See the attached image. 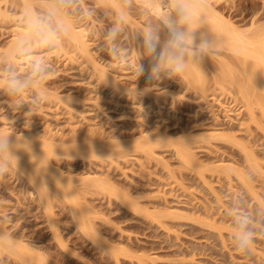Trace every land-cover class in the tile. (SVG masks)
Segmentation results:
<instances>
[{"label": "rangeland", "instance_id": "374dc122", "mask_svg": "<svg viewBox=\"0 0 264 264\" xmlns=\"http://www.w3.org/2000/svg\"><path fill=\"white\" fill-rule=\"evenodd\" d=\"M21 1L0 0V59L24 16L23 4L37 2ZM104 1L77 0L75 27L86 29L88 53L113 73L117 88L98 75L99 66L69 35L42 53L52 65L44 103L27 113V105L18 110L0 95V124L42 154L39 164L18 155V171L13 161L0 180V264H32L27 252L33 264H264V234L241 256L233 250L226 216L244 211L229 208L237 196L249 214L264 209V89L248 82L254 92L246 97L222 78L226 66L241 81L244 56L217 46L199 66L202 86L184 74L149 79L147 60L140 61L145 72L137 78L140 38L132 41L131 35L158 15L149 3L133 0L119 40L125 61L104 50L119 16L115 2ZM208 2L244 36L255 38V29L263 34L264 0ZM135 88L139 94L129 95ZM27 129L41 138H28ZM55 152H64L63 160ZM55 168L69 180L71 190L62 186L70 198L54 185L60 178L52 174ZM69 209L80 213L79 224ZM96 228L107 241L102 247H110L107 255L87 240Z\"/></svg>", "mask_w": 264, "mask_h": 264}, {"label": "clouds", "instance_id": "9594fccd", "mask_svg": "<svg viewBox=\"0 0 264 264\" xmlns=\"http://www.w3.org/2000/svg\"><path fill=\"white\" fill-rule=\"evenodd\" d=\"M158 2L166 11L154 21L150 20L141 31L131 35L132 41L140 38L136 47L139 55L137 78L145 72L141 60L149 62V79L176 78L190 68L199 67L205 58H210L215 53L219 43L205 27L201 0ZM115 4L119 16L106 33L107 43L104 44V50L126 61L127 52L120 56L119 40L124 32V17L133 7V0H115ZM79 12L77 0H37L33 7L25 12L20 21L22 31L18 39L0 59V95L8 98L7 103H11L18 110L27 105L29 113L48 99L45 83L52 71V65L42 53L56 48L70 35L78 22L76 17ZM138 94L136 88L134 92L129 91V95L136 97ZM25 97L28 98L27 103L24 102ZM20 150L31 153V141L23 135L18 141L15 133L0 134V180L9 174L13 161L16 162L18 171L17 152ZM64 155V152L63 155L56 154L61 160ZM44 172L40 176V182L47 187L43 179ZM229 208L244 209L243 212H236L234 216L228 211L226 216L230 221L233 250L241 256H248L258 235L264 234V219H257L264 217V209H257L249 214L240 196L229 202ZM69 213L79 224L80 213L74 209H69ZM257 224L261 227H256ZM2 239L4 237L0 235V240ZM87 240L100 250L101 255L110 252V247H102L107 241L100 235L98 228Z\"/></svg>", "mask_w": 264, "mask_h": 264}, {"label": "bare ground", "instance_id": "6f19581e", "mask_svg": "<svg viewBox=\"0 0 264 264\" xmlns=\"http://www.w3.org/2000/svg\"><path fill=\"white\" fill-rule=\"evenodd\" d=\"M23 1V3L26 1V0H22ZM21 1V2H22ZM104 1V0H103ZM141 1V0H140ZM139 1V2H140ZM143 2H141V3H144V2H146L147 3V6L149 7V9L150 10H152L153 12H155V13H157V15L159 16L163 11H166V9H162L161 7H160V4H159V2H158V0H142ZM30 1H26L25 2V4H23V8L21 9V10H23L24 11V13L23 14H25V12L26 11H28L29 9H31L32 7H31V5H32V2H30ZM105 2V1H104ZM107 2V1H106ZM111 2H115L114 0L112 1L111 0ZM139 2H137V3H139ZM149 3V4H148ZM201 3H202V5H203V15L205 16V27L211 32V34H213L214 36H215V38L218 40V46H222V47H225V48H229V49H231L232 51L234 50V52H238V53H241L244 57L242 58V60H241V72H242V74H243V79H245L244 81H243V79L241 80V81H239V79H237V78H235V77H237L236 75L234 76V74H235V72H234V74H233V72L229 69V67H226V66H223V64H222V66H223V77L222 78H224V77H228L229 79H231V80H229V81H231V82H233V84H235L234 86H236V87H238V89L247 97V95H250V96H252V94H251V91L252 90H250V89H253V87L255 86V87H257V85H258V87H260L261 86V88H259V89H264V76H263V72H264V38H262L263 39V41H261V38H259V37H263L264 35V32H263V34H262V32H261V30L259 29H255V33H252V34H254L253 36L255 37V38H253V39H250V37H248V36H244L243 34H242V31L243 30H237V27H236V29H235V27L232 25L233 23H231V22H229V21H227L228 19H227V17L225 18V20L224 19H222V17L223 16H221L220 17V15H218L215 11H214V9H213V6H212V4H210L211 2H208V0H201ZM115 4V3H114ZM110 5V4H109ZM112 5V4H111ZM141 5V4H140ZM33 6V5H32ZM112 7V6H111ZM136 7V6H135ZM21 8V7H20ZM114 8V7H113ZM142 8V7H141ZM140 8V9H141ZM144 8V7H143ZM142 8V9H143ZM115 9V8H114ZM152 11H150V12H152ZM217 11V10H216ZM117 11H115V13H116ZM117 14V13H116ZM119 14V13H118ZM220 14V13H219ZM127 15V14H126ZM142 15H144V14H142ZM141 15V16H142ZM116 16V15H115ZM129 16V15H128ZM147 16V15H146ZM156 16V15H155ZM118 17V16H117ZM127 16H125L124 18H126ZM132 17V16H131ZM128 18H130V17H127V20H128ZM143 18V17H142ZM150 18V17H149ZM18 19H20L19 21H18V23H16V25H14L15 27H13L14 28V30H13V35H12V39H11V41L9 42V48H8V50L12 47V45L14 44V42L18 39V37H19V35H20V33H21V31H22V28H21V25H20V21H21V18L19 17ZM133 19V18H132ZM135 19V18H134ZM130 20V19H129ZM128 20V21H129ZM140 20V19H139ZM143 20V19H142ZM147 20H149V19H147ZM14 22V21H13ZM133 22H134V20H133ZM136 22V21H135ZM130 23V22H129ZM138 24V23H137ZM140 25V24H139ZM76 26V25H75ZM73 27V29H72V31H71V33H70V37L69 38H71V42H73L74 41V43H75V45L77 44V46H78V49L80 48L81 50H82V52H83V54H84V56L86 55V58H89V60L90 59H92L91 57L92 56H90V53H88V46H87V44H86V41H85V39L86 38H84L85 36L84 35H86L85 34V30L83 29V27L81 28V27H78V28H76V27ZM132 26V25H131ZM136 26V25H135ZM136 27H138V25L136 26ZM144 28V26H141L140 28ZM142 28V29H143ZM240 28V27H239ZM134 29V28H133ZM262 29V28H261ZM137 30V29H136ZM135 30V31H136ZM139 31H141V30H139ZM138 31V32H139ZM263 31V30H262ZM252 35H251V37H253ZM247 38H249L248 40H247ZM260 39V40H259ZM73 40V41H72ZM219 48V47H218ZM8 50H7V52H8ZM5 52V51H4ZM7 52H6V54H7ZM233 52V53H234ZM4 54V53H3ZM5 54V55H6ZM240 54V55H241ZM238 58V57H237ZM240 58V57H239ZM247 58H253V60L255 59V62H250V61H248V59ZM206 60V59H205ZM210 60V59H209ZM92 62V64L94 65V67H96L97 68V66H99V64L98 63H96L93 59L91 60ZM222 61V60H221ZM225 61V60H224ZM93 62H95V63H93ZM98 64V65H97ZM102 67V66H101ZM231 67V66H230ZM239 67V66H238ZM98 68H100V66L98 67ZM97 68V69H98ZM201 69V68H200ZM220 69V68H219ZM263 70V71H262ZM99 73H98V75H100V76H102V77H104V76H106L107 77V79H105L104 78V80H108V82L111 84V85H113L114 87L115 86H117V82H116V80H115V76L113 75V73H111V72H108V71H106V69L105 68H100L99 69ZM202 71V70H201ZM201 71L199 70V67H195V68H190L189 70H187L186 72H184L183 74H184V76H186L187 78V80L188 79H190L189 81H196V82H194L195 84H197L198 82L200 83V81L202 82V74H201ZM222 71V70H221ZM183 74H182V76H183ZM219 74H220V71H219ZM239 74H240V72H239ZM104 75V76H103ZM207 76V75H206ZM239 76H241L242 77V75H239ZM204 77V76H203ZM221 78V79H222ZM103 79V78H102ZM206 79H207V77H206ZM205 79V80H206ZM225 79V78H224ZM227 79V78H226ZM213 80H214V78H213ZM208 81V80H207ZM187 82V81H186ZM204 82V81H203ZM206 82V81H205ZM222 82H223V79H222ZM244 82V83H243ZM251 83L252 84V86H249L247 83ZM256 82V83H255ZM193 83V84H194ZM207 83V82H206ZM205 83V84H206ZM190 84V83H189ZM201 84V86L203 85V83H200ZM217 84H219V83H217ZM250 84V85H251ZM112 86V87H113ZM254 87V88H255ZM115 88H117V87H115ZM257 89V88H256ZM237 90V89H236ZM248 91H249V93H248ZM262 91V90H261ZM253 92H254V89H253ZM258 94V93H257ZM254 96V95H253ZM255 96H256V94H255ZM249 97V96H248ZM257 98H259L258 96L256 97V99ZM247 99V98H246ZM260 99V98H259ZM7 124L5 123V122H2L1 124H0V134H3V135H10V134H13L14 132H13V130H10V129H8L7 128V126H6ZM29 132H31L30 131V129H27L26 130V134H29L28 135V138H30V137H40L41 138V134L40 133H38V135L39 136H37V132L35 133V134H33V132L32 133H29ZM31 134H33V136H31ZM153 135V134H152ZM17 136V135H16ZM27 136V135H26ZM30 136V137H29ZM19 137V136H18ZM22 137V136H21ZM13 138H14V136H13ZM33 138V139H34ZM32 139V138H31ZM39 139L37 138V140L36 141H38ZM149 142V141H148ZM38 144H41L39 141L37 142ZM31 150H32V148H31ZM34 151V150H33ZM40 154V153H39ZM39 154H38V151L37 150H35L34 152H32L31 151V153H28V152H26V151H23V150H20V152L18 151V153H17V155H19L20 157H22V158H24V159H26L27 158V160L28 159H30V161L31 160H33L36 164H39V162H37V161H41L40 159L42 158H40V156H39ZM40 155H42V154H40ZM184 155V154H183ZM185 155L187 156V154L185 153ZM190 160V159H189ZM192 160H193V158H192ZM195 162V161H194ZM31 163H32V161H31ZM34 163V165L36 166V164ZM33 164V163H32ZM33 165V166H34ZM34 166V167H35ZM40 167H41V165H40ZM37 168H38V165H37ZM52 170L54 169V168H51ZM56 170L54 171L55 173H52V174H56V176L58 175V177H60V178H58L59 179V181L60 182H57V185L56 186H58V187H60V188H64V189H61V190H65V186H62V185H67V188H68V190L70 189L71 190V186L70 185H68V183L67 182H69V180L67 181L66 180V177H64L63 176V178H65V181H64V179L63 178H61L62 177V173L61 172H59V170L57 169V168H55ZM49 171H50V169H49ZM53 172V171H52ZM56 176H55V178H56ZM43 177H44V179H45V176H44V174H43ZM84 177V176H83ZM61 179H63L62 181H61ZM70 179V178H69ZM80 179V178H79ZM85 179V178H84ZM86 179H88V180H90L92 183H96V185H98V184H101V182H99L98 183V179L96 178V180H97V182H95V178L94 179H92V178H90L89 179V177L88 178H86ZM94 180V181H92V180ZM101 179V178H100ZM242 179V178H241ZM71 180H72V178H71ZM73 180H74V178H73ZM103 180V179H102ZM105 180V179H104ZM56 179H55V183H54V185L56 184ZM67 181V182H66ZM79 181V180H78ZM84 181V180H83ZM100 181V180H99ZM105 181H107V180H105ZM105 181H103L104 183H105ZM62 182H64L65 184H62ZM74 182V181H73ZM70 183H71V181H70ZM98 183V184H97ZM108 183V182H107ZM90 184V183H89ZM102 185V184H101ZM66 188V189H67ZM68 190H65V191H63V193H65V192H68ZM70 193V192H69ZM68 193H65V195L68 197V195H67ZM71 194V193H70ZM71 196H69L68 198H70ZM28 253V252H27ZM27 253H25V255H26V257H27V259L29 260V263H31V262H33L34 263V260H35V258H32V257H34L33 256V254H32V256L28 253V256H27ZM26 257H25V259H26ZM34 259V260H33ZM28 260H27V262H28ZM33 260V261H32ZM32 263V264H33ZM261 264V263H260Z\"/></svg>", "mask_w": 264, "mask_h": 264}]
</instances>
